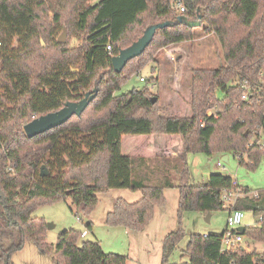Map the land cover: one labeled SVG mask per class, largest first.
Returning <instances> with one entry per match:
<instances>
[{
    "label": "trees",
    "instance_id": "1",
    "mask_svg": "<svg viewBox=\"0 0 264 264\" xmlns=\"http://www.w3.org/2000/svg\"><path fill=\"white\" fill-rule=\"evenodd\" d=\"M177 3L183 11L174 7L175 0H0V219L5 228L17 230L18 239L0 251V264H13L12 254L26 242L52 252V264H127V256L105 252L97 240L79 241L81 232L74 228L48 243L45 222L32 215L38 205L66 197L89 215L97 193L117 188L140 191V198H117L104 222L131 231L143 229L155 206L164 203L165 188L178 189V217L191 209L204 215L223 210V192L239 190L232 208L257 220L231 233L264 243V189L251 194L222 173L191 184L187 162L188 154L204 153L232 154L247 169L259 163L264 152V0ZM43 14H49V22ZM163 21L171 25L157 28L144 51L116 72L111 57L147 26ZM196 26L216 36L223 64L192 69L189 116L162 113L149 86L153 75L142 77L141 88L117 93L156 51L192 41ZM63 28L75 44L57 41ZM245 79L250 88L242 99ZM85 93L94 97L80 115L26 136L24 124ZM122 135H180L181 152L147 159L123 155ZM41 166L47 174L40 175ZM223 234H190L182 251L186 260L169 263L184 236L179 225L162 240L160 264H264V252L243 246L221 251Z\"/></svg>",
    "mask_w": 264,
    "mask_h": 264
},
{
    "label": "rangeland",
    "instance_id": "2",
    "mask_svg": "<svg viewBox=\"0 0 264 264\" xmlns=\"http://www.w3.org/2000/svg\"><path fill=\"white\" fill-rule=\"evenodd\" d=\"M179 6L181 5L175 0L174 7L179 8ZM48 15L43 14V21L46 23L50 21ZM63 30L65 31V41L69 39L71 45L75 44L77 39L68 38L66 28L59 31L56 38ZM193 34L192 41L162 47L156 51L153 60L131 75L120 86L117 93L121 94L133 88H141L144 82L140 78L148 79L150 75H153L156 78L155 83L149 86L159 98L158 103L163 108L162 113L164 115L189 116V85L192 69L217 68L223 64L222 52L216 36L212 33H205L200 26L193 28ZM210 113L211 110L207 112V114ZM169 136L172 137H167V135H122L121 153L123 155H140L146 159L155 155L179 154L181 152L180 135ZM171 149L174 150L173 153H171ZM222 155H227L228 160H222ZM222 155L188 154L189 183H202L212 172L231 176L240 186L247 187L251 194L264 189V152L255 169H247L246 166L239 164L238 159L232 154ZM218 161L222 165L221 167L217 165ZM163 192L164 203L155 206L152 217L139 231H131L121 226H108L104 222L106 213L112 209L117 198H123L129 202L140 198V191L127 188L110 189L97 193L98 202L89 215L80 213V209L72 204L68 197L65 200L58 199L51 203L40 204L34 209L32 215L45 222V239L48 243L54 244L63 230L74 228L82 234L79 241L98 240L105 252L127 256V264H160L159 256L164 236L180 225L184 236L168 258L169 263H178L186 260L182 251L190 234L221 233L225 229L228 208L225 206L223 210L212 211L209 213L208 221L205 220L206 215L193 209L182 211L178 217V189L165 188ZM75 213L78 214L75 215ZM256 220L250 212L243 211L242 226L254 225ZM90 222L91 227L89 228ZM17 240V230L5 228L0 219V251L16 243ZM242 246L247 251L254 249L264 252V243L247 242L243 239ZM52 256V252L42 253L33 243L26 242L21 250L12 254V263L52 264Z\"/></svg>",
    "mask_w": 264,
    "mask_h": 264
},
{
    "label": "water",
    "instance_id": "3",
    "mask_svg": "<svg viewBox=\"0 0 264 264\" xmlns=\"http://www.w3.org/2000/svg\"><path fill=\"white\" fill-rule=\"evenodd\" d=\"M169 25H171V22L163 21L147 26L144 29L142 35L137 40L132 42L129 46L120 49L116 55H113L111 57V65L113 69L116 72H120L128 60L140 55L144 51L145 47L150 43L157 28H162ZM57 41H65L64 30L57 38ZM93 97L94 94L85 93L84 96L78 101H66L60 109L33 118L23 125V130L26 136L32 137L37 134L43 133L44 131H47L64 123L72 115H80V113L85 109V107ZM155 100V97L151 99L152 102H154ZM222 160L227 161V155H224L222 157ZM45 174H47V171L43 166H41L40 175ZM208 217L209 213L206 214V221H208ZM236 230L239 232H243L244 226L240 225L236 228Z\"/></svg>",
    "mask_w": 264,
    "mask_h": 264
},
{
    "label": "built area",
    "instance_id": "4",
    "mask_svg": "<svg viewBox=\"0 0 264 264\" xmlns=\"http://www.w3.org/2000/svg\"><path fill=\"white\" fill-rule=\"evenodd\" d=\"M181 5L180 3H178ZM179 10L183 11L184 8L179 6ZM1 45V40H0ZM107 49H110L107 46ZM140 80H143L141 77ZM241 87L244 89V92L240 95L242 99L247 98V90L250 88V82L248 80H243ZM218 166H222L219 162H217ZM241 192L239 190L234 191H224L221 198L224 202V207L228 208V213L226 216V232L223 234L221 239V251L229 250L237 247H241L243 243V236L239 233L232 234L231 230L236 229L241 225L243 219V211L239 209L232 208V205L235 202L236 197H239ZM82 235V234H81Z\"/></svg>",
    "mask_w": 264,
    "mask_h": 264
},
{
    "label": "crops",
    "instance_id": "5",
    "mask_svg": "<svg viewBox=\"0 0 264 264\" xmlns=\"http://www.w3.org/2000/svg\"><path fill=\"white\" fill-rule=\"evenodd\" d=\"M167 137H172V136H169V135H167ZM166 137V138H167ZM165 138V139H166ZM173 149H171V153H173ZM224 155H222V157H223ZM227 160H228V156H227ZM219 162V161H218ZM214 172H218V171H214ZM212 173V172H211ZM225 230H226V227H225V229L223 230V231H221V233H215V234H223V233H225ZM206 234H208V233H206ZM98 241V240H97ZM99 242V241H98ZM161 251V250H160ZM159 257H161V253H160V256ZM159 263H160V260H159Z\"/></svg>",
    "mask_w": 264,
    "mask_h": 264
}]
</instances>
